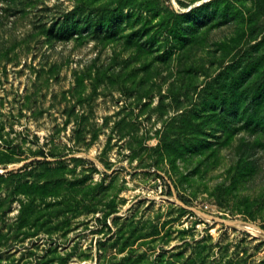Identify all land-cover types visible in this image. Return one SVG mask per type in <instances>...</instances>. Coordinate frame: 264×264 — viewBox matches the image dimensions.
Returning a JSON list of instances; mask_svg holds the SVG:
<instances>
[{
	"label": "rangeland",
	"instance_id": "374dc122",
	"mask_svg": "<svg viewBox=\"0 0 264 264\" xmlns=\"http://www.w3.org/2000/svg\"><path fill=\"white\" fill-rule=\"evenodd\" d=\"M200 1L0 0V264H264V0Z\"/></svg>",
	"mask_w": 264,
	"mask_h": 264
},
{
	"label": "trees",
	"instance_id": "16d2710c",
	"mask_svg": "<svg viewBox=\"0 0 264 264\" xmlns=\"http://www.w3.org/2000/svg\"><path fill=\"white\" fill-rule=\"evenodd\" d=\"M202 1V0H201ZM217 3H219V2H217V0H211V1H209V2H207V3H205V4H203V5H201V6H199L198 8H193L190 12H188V13H186V14H182V15H180V16H178L179 18H183V19H186L187 21H186V23H188V22H190L191 21V19L196 15V13H198V12H204V11H206L209 7H211V6H213V5H216ZM194 3H190L189 5L190 6H192ZM201 18V17H200ZM199 19V18H198ZM203 18H201V19H199L196 23H198V22H201V20H202ZM192 21H194V20H192ZM204 21V20H203ZM194 23V22H193ZM192 23V24H193ZM201 24L203 25V26H207V23L204 21V22H201Z\"/></svg>",
	"mask_w": 264,
	"mask_h": 264
},
{
	"label": "bare ground",
	"instance_id": "6f19581e",
	"mask_svg": "<svg viewBox=\"0 0 264 264\" xmlns=\"http://www.w3.org/2000/svg\"><path fill=\"white\" fill-rule=\"evenodd\" d=\"M227 224L233 226V227H237L239 229H242L248 233H251L253 235H256V231L253 229L252 225L250 224H245L243 222H239V221H228ZM255 228V227H254ZM258 228V227H257ZM261 233V232H260Z\"/></svg>",
	"mask_w": 264,
	"mask_h": 264
},
{
	"label": "water",
	"instance_id": "95a60500",
	"mask_svg": "<svg viewBox=\"0 0 264 264\" xmlns=\"http://www.w3.org/2000/svg\"><path fill=\"white\" fill-rule=\"evenodd\" d=\"M209 1H211V0H202V1L198 2L196 6H201V5H203Z\"/></svg>",
	"mask_w": 264,
	"mask_h": 264
}]
</instances>
